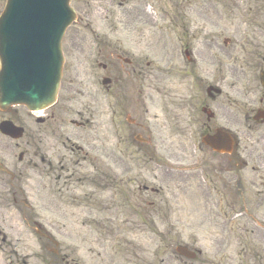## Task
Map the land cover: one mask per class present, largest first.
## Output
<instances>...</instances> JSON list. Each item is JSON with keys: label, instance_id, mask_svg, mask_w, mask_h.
<instances>
[{"label": "flooded vegetation", "instance_id": "1", "mask_svg": "<svg viewBox=\"0 0 264 264\" xmlns=\"http://www.w3.org/2000/svg\"><path fill=\"white\" fill-rule=\"evenodd\" d=\"M77 1L90 6V1ZM123 1L118 8L128 3ZM172 1L173 9L184 14L171 21V37L155 39L153 60H147L144 39L125 38L123 43L107 24L105 37H76L70 48L64 41L65 63L53 106L37 112L21 106L0 110V190L5 192L0 196V249H9V264L28 262L25 256L18 259V239L13 245L8 233L14 219L7 223L4 211H16L27 229H36L44 252L40 264H64V255L37 218L49 210L51 187L60 196L72 187L74 194L93 187L91 197L100 189L112 199L118 162L124 164L135 153L137 178L143 179L138 202L155 205L150 200L157 192L145 185V173L157 180V142L172 141L164 173L175 176L194 166L202 175L203 166L211 164L205 173L215 168L231 174L236 214L248 199L264 202V5ZM135 10L127 11L128 18ZM131 20L139 22L135 16ZM83 28L92 32L89 23ZM167 79L173 84H164ZM223 129L234 136L231 155L215 154L202 143ZM175 142H188L193 151L187 155L190 150L181 144L171 148ZM182 163L184 169L178 167ZM130 170L123 165L121 175Z\"/></svg>", "mask_w": 264, "mask_h": 264}, {"label": "rangeland", "instance_id": "2", "mask_svg": "<svg viewBox=\"0 0 264 264\" xmlns=\"http://www.w3.org/2000/svg\"><path fill=\"white\" fill-rule=\"evenodd\" d=\"M4 1L0 0V12ZM87 1H90L89 7H83L77 0L71 3L79 19L65 35L66 48H70L76 37L93 38L94 34L105 37L107 24H110L115 30L114 38L121 42L125 38L144 39L145 55L151 61L155 39L171 37V21H179L180 15L184 14L178 12L177 7L173 9L172 0H140V3L128 0L119 8L117 4L123 0ZM239 1L241 6L264 4V0ZM223 3L229 4L227 1ZM132 7L137 10L128 18L127 11ZM132 16L139 22L131 20ZM245 17V12H241L240 22ZM84 23L91 25L92 32L83 28ZM164 84L172 85L173 82L167 79ZM171 142H157L162 161L157 164V180L148 179L150 173H145V185L159 191L151 195L150 202L155 205L138 202L137 186L143 185V179L137 178L140 164L135 152L133 158L124 160V164L118 162L112 199L106 190L99 193L100 189H95L91 197L93 187L87 190L82 187L76 194L72 187L62 196L51 187L49 210L40 211L37 218L57 243L65 264H264V202L255 203L248 199L246 206L242 208L240 205L241 214H236L239 209L234 203L236 189L232 175L216 173L215 168L214 173H205L210 163L208 168L203 166L202 175L196 173L194 166L187 173L181 171L175 176L164 173L170 167L166 147ZM187 143L175 142L171 148L176 144L180 149L181 144L190 150L187 151L189 155L193 146L190 147L189 143L187 146ZM127 164L131 170L121 175L122 166ZM185 165L179 164L178 167L185 168ZM4 193L0 190V196ZM75 196L80 201L77 202ZM32 203L35 205V200ZM89 211L91 213L87 214ZM250 212V216L244 214ZM4 213L7 223L14 219L11 222L13 229L8 233L13 245L18 239V259L22 262L25 256L28 264H40L38 256L44 252L34 230L27 229L20 217H15L16 211L7 209ZM2 219L0 216V225ZM179 245L198 253L196 259L189 261L177 256L174 251ZM8 254L9 249H0V264H9L6 258H13Z\"/></svg>", "mask_w": 264, "mask_h": 264}, {"label": "water", "instance_id": "3", "mask_svg": "<svg viewBox=\"0 0 264 264\" xmlns=\"http://www.w3.org/2000/svg\"><path fill=\"white\" fill-rule=\"evenodd\" d=\"M70 0H6L0 14V110L23 105L40 111L54 104L63 67L61 42L76 20ZM212 138L211 148L230 153L232 139ZM217 138V137H216ZM176 253L194 260L195 254L177 247Z\"/></svg>", "mask_w": 264, "mask_h": 264}]
</instances>
